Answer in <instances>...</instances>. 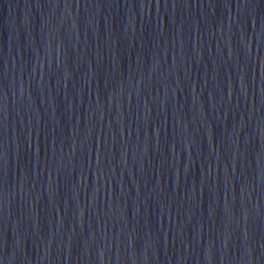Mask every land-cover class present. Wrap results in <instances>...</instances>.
Segmentation results:
<instances>
[{"label": "water", "instance_id": "water-1", "mask_svg": "<svg viewBox=\"0 0 264 264\" xmlns=\"http://www.w3.org/2000/svg\"><path fill=\"white\" fill-rule=\"evenodd\" d=\"M0 264H264V0H0Z\"/></svg>", "mask_w": 264, "mask_h": 264}]
</instances>
